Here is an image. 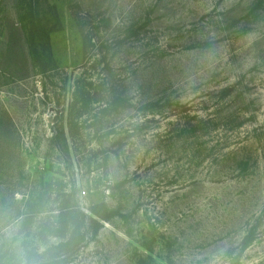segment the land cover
<instances>
[{
  "label": "rangeland",
  "instance_id": "1",
  "mask_svg": "<svg viewBox=\"0 0 264 264\" xmlns=\"http://www.w3.org/2000/svg\"><path fill=\"white\" fill-rule=\"evenodd\" d=\"M62 200L69 264H264V0H0V264Z\"/></svg>",
  "mask_w": 264,
  "mask_h": 264
},
{
  "label": "trees",
  "instance_id": "2",
  "mask_svg": "<svg viewBox=\"0 0 264 264\" xmlns=\"http://www.w3.org/2000/svg\"><path fill=\"white\" fill-rule=\"evenodd\" d=\"M67 203V200H62L56 222L47 228L50 237L57 239V243L37 255L35 264H69L73 253L86 244L88 233L96 236L102 228L100 221H108L111 216L104 211V207L103 213L95 206L89 207L88 213H85L79 210L76 203L74 209ZM84 222L89 228H85Z\"/></svg>",
  "mask_w": 264,
  "mask_h": 264
},
{
  "label": "water",
  "instance_id": "3",
  "mask_svg": "<svg viewBox=\"0 0 264 264\" xmlns=\"http://www.w3.org/2000/svg\"><path fill=\"white\" fill-rule=\"evenodd\" d=\"M49 112H55V116H54V122H56L59 119V112L54 109L53 107L49 108Z\"/></svg>",
  "mask_w": 264,
  "mask_h": 264
}]
</instances>
